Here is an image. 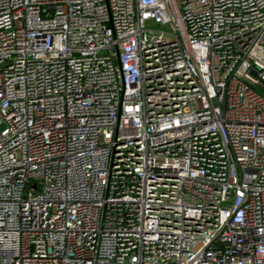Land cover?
Here are the masks:
<instances>
[{
	"label": "built area",
	"instance_id": "1",
	"mask_svg": "<svg viewBox=\"0 0 264 264\" xmlns=\"http://www.w3.org/2000/svg\"><path fill=\"white\" fill-rule=\"evenodd\" d=\"M0 264H264V0H0Z\"/></svg>",
	"mask_w": 264,
	"mask_h": 264
}]
</instances>
